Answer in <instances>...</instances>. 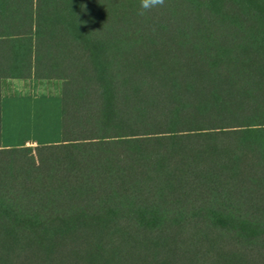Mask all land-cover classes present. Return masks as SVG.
Segmentation results:
<instances>
[{"label":"trees","instance_id":"trees-1","mask_svg":"<svg viewBox=\"0 0 264 264\" xmlns=\"http://www.w3.org/2000/svg\"><path fill=\"white\" fill-rule=\"evenodd\" d=\"M139 5L0 0L64 80L62 141L0 147V264H264V0Z\"/></svg>","mask_w":264,"mask_h":264},{"label":"rangeland","instance_id":"rangeland-1","mask_svg":"<svg viewBox=\"0 0 264 264\" xmlns=\"http://www.w3.org/2000/svg\"><path fill=\"white\" fill-rule=\"evenodd\" d=\"M31 99L23 98L10 113L6 112L4 130L0 129V147L16 143L33 148L62 141L63 113L58 89H47Z\"/></svg>","mask_w":264,"mask_h":264},{"label":"crops","instance_id":"crops-1","mask_svg":"<svg viewBox=\"0 0 264 264\" xmlns=\"http://www.w3.org/2000/svg\"><path fill=\"white\" fill-rule=\"evenodd\" d=\"M15 42L0 40V63L5 65L0 68V129L4 130V119L6 112L10 113L18 104L23 105L24 99H31L47 89H58L61 96V109L63 112V84L64 80L59 77H39L34 73L30 76L21 75L22 69H15L11 64L10 52L13 56L23 55L27 46H15ZM26 43L25 41L19 42ZM9 44H13L10 46ZM33 68L36 64V42L34 41ZM12 58V57H11ZM2 61V62H1ZM10 62V63H9ZM13 109V110H12ZM25 143H16L10 146H23Z\"/></svg>","mask_w":264,"mask_h":264},{"label":"clouds","instance_id":"clouds-1","mask_svg":"<svg viewBox=\"0 0 264 264\" xmlns=\"http://www.w3.org/2000/svg\"><path fill=\"white\" fill-rule=\"evenodd\" d=\"M163 3V0H140L138 9L139 15H144L145 12L151 8H155Z\"/></svg>","mask_w":264,"mask_h":264}]
</instances>
